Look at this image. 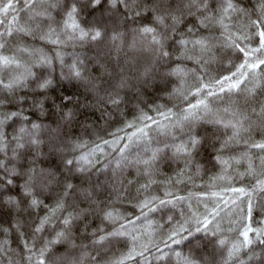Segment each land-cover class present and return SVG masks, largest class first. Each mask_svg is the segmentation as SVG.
<instances>
[{
    "label": "clouds",
    "instance_id": "obj_1",
    "mask_svg": "<svg viewBox=\"0 0 264 264\" xmlns=\"http://www.w3.org/2000/svg\"><path fill=\"white\" fill-rule=\"evenodd\" d=\"M0 264H264V0H0Z\"/></svg>",
    "mask_w": 264,
    "mask_h": 264
}]
</instances>
